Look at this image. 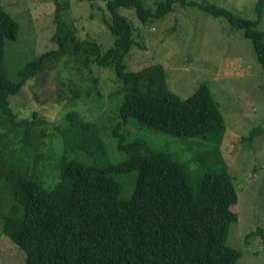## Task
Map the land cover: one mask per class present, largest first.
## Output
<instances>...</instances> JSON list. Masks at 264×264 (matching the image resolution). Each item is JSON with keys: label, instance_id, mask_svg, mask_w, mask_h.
I'll use <instances>...</instances> for the list:
<instances>
[{"label": "trees", "instance_id": "16d2710c", "mask_svg": "<svg viewBox=\"0 0 264 264\" xmlns=\"http://www.w3.org/2000/svg\"><path fill=\"white\" fill-rule=\"evenodd\" d=\"M176 2L196 5L225 18L231 29H240L252 40L264 72V31L259 28L264 0L256 3L252 19L212 3L159 0L153 10L141 0H108L110 17L104 22L114 39L104 52L96 41L79 38L66 22H58L63 6L57 4L51 37L55 48L18 68L15 81L6 71L4 44L16 38L18 23L0 8V198L7 197L9 207L0 221L3 233L24 252L23 264H235L240 256L226 245L228 226L236 220V194L218 148L211 158L194 153L191 160L199 169H192L187 159L159 145L157 137L131 135L129 130L136 124L145 131L220 141L225 129L218 104L204 83L183 100L169 89L162 65L136 72L126 69L130 48L140 44L118 9H132L146 23L170 13ZM83 54L99 68L113 67L122 83L119 119L110 132L122 158L111 161L99 126L71 111L70 124L59 130L65 150L53 163L57 182L45 185L44 160L33 155L30 173L18 165L22 159L16 156L37 133L33 122L15 119L10 98L59 57L78 59ZM80 95L76 91L75 100ZM70 150L84 153L94 163L70 157ZM204 167L209 169L200 174ZM133 173L132 192L120 199L119 178Z\"/></svg>", "mask_w": 264, "mask_h": 264}, {"label": "rangeland", "instance_id": "374dc122", "mask_svg": "<svg viewBox=\"0 0 264 264\" xmlns=\"http://www.w3.org/2000/svg\"><path fill=\"white\" fill-rule=\"evenodd\" d=\"M107 1L0 0V8L18 23L16 38L6 40L4 44L9 79L15 81L18 68L55 48L51 37L56 28L57 4L63 6L57 16L59 23L66 22L79 38L94 40L102 52L106 51L114 39L104 22V18L110 17ZM141 1L154 10L159 0ZM185 1L216 4L248 19L255 18L258 2ZM174 6L164 17L146 23H142L132 9H118L131 23L133 36L140 44L130 48L124 61L126 69L136 72L153 64L162 65L169 89L183 100L204 83L218 104L225 129L220 141L215 137L191 138L145 131L136 124H130L129 130L131 135L157 137L159 145L171 149L175 156L187 159L192 169H199V165L191 160L194 153L211 158L213 149L218 148L236 194L233 204L236 220L228 226L226 245L240 254L235 264H264L263 69L257 61L252 40L244 37L240 29H231L225 18L212 16L196 5L176 2ZM259 28L264 31V15ZM84 60V54L78 59L59 57L48 71L29 79L10 98L15 119L33 122L37 133L33 142L26 141L28 145L16 156L22 159L18 165L30 173L33 155L44 160L41 180L45 185L57 182L53 163L64 155L62 131L70 124L67 115L71 111H76L82 120L99 126V135L111 161L122 158L110 133L119 119L117 108L123 98L122 83L113 67L99 68L90 61H86L87 66ZM73 91L82 95L75 100ZM68 155L94 163L92 158L79 151L70 150ZM207 169L204 167L200 174ZM134 177L135 174L119 178L120 199L130 196ZM6 198H0V214L9 210ZM24 261V252L3 233L0 221V264H23Z\"/></svg>", "mask_w": 264, "mask_h": 264}]
</instances>
